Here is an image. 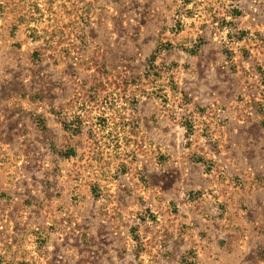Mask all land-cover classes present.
Returning a JSON list of instances; mask_svg holds the SVG:
<instances>
[{
    "label": "rangeland",
    "instance_id": "obj_1",
    "mask_svg": "<svg viewBox=\"0 0 264 264\" xmlns=\"http://www.w3.org/2000/svg\"><path fill=\"white\" fill-rule=\"evenodd\" d=\"M0 264H264V0H0Z\"/></svg>",
    "mask_w": 264,
    "mask_h": 264
}]
</instances>
